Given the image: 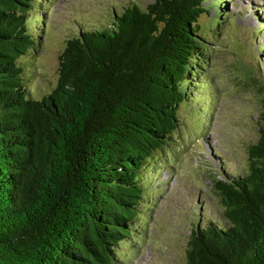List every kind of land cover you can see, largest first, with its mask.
<instances>
[{
    "label": "trees",
    "instance_id": "trees-1",
    "mask_svg": "<svg viewBox=\"0 0 264 264\" xmlns=\"http://www.w3.org/2000/svg\"><path fill=\"white\" fill-rule=\"evenodd\" d=\"M206 1H115L110 23L66 36L56 85L36 99L24 72L53 2L0 0V264L127 262L121 247L140 243L145 185L176 141L181 106L212 101L196 89L212 81L198 21L215 9L219 25L229 11ZM262 65L245 72L262 95L259 137L241 171L214 181L222 220L193 228L185 264H264Z\"/></svg>",
    "mask_w": 264,
    "mask_h": 264
},
{
    "label": "rangeland",
    "instance_id": "rangeland-1",
    "mask_svg": "<svg viewBox=\"0 0 264 264\" xmlns=\"http://www.w3.org/2000/svg\"><path fill=\"white\" fill-rule=\"evenodd\" d=\"M115 1L52 0L47 6L48 18L41 24L43 48L29 57L30 67L24 72L26 85L36 99L56 85L66 36L78 34L80 29L101 27L96 26L99 22L110 23ZM139 1L145 6L153 0ZM224 1L229 15L223 22L212 23L215 9L198 21L212 48L206 70L212 81L196 89L212 101L197 97L181 106L176 141L161 154L160 174L151 176L145 185L144 196L152 197V205L148 216L142 218L146 223L140 231V243L134 248L129 246V252L124 243L120 253L127 262L118 260L116 264H185L193 228L208 220H222L223 208L214 181L241 171L249 147L259 137L262 95L246 81L245 72L251 70L254 75L255 63L260 61L264 73V51L258 47L264 44V32L257 35L264 23V0Z\"/></svg>",
    "mask_w": 264,
    "mask_h": 264
}]
</instances>
